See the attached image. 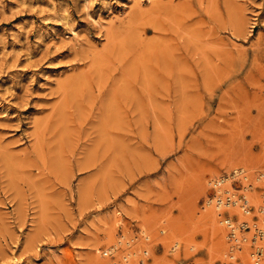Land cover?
<instances>
[{"label": "rangeland", "instance_id": "rangeland-1", "mask_svg": "<svg viewBox=\"0 0 264 264\" xmlns=\"http://www.w3.org/2000/svg\"><path fill=\"white\" fill-rule=\"evenodd\" d=\"M263 152L264 0H0V264H264Z\"/></svg>", "mask_w": 264, "mask_h": 264}, {"label": "bare ground", "instance_id": "bare-ground-1", "mask_svg": "<svg viewBox=\"0 0 264 264\" xmlns=\"http://www.w3.org/2000/svg\"><path fill=\"white\" fill-rule=\"evenodd\" d=\"M88 1V0H87ZM150 1H152V0H150ZM154 1V0H153ZM146 3V2H145ZM151 3V2H150ZM150 3H148V4H150ZM152 4H153V2H152ZM97 20H99V19H97ZM97 25V24H96ZM99 25H101L100 23H99ZM98 25V26H99ZM104 25V24H103ZM102 26V25H101ZM73 31H75V30H73ZM74 33V32H73ZM69 34V33H68ZM67 34V35H68ZM76 35V34H75ZM70 36V35H69ZM68 36V37H69ZM74 36V35H73ZM72 36V37H73ZM54 37V36H53ZM258 157V156H257ZM261 160H264V152H263V154H262V156H261ZM230 164V163H229ZM235 165V164H234ZM228 167V166H227ZM221 168V167H220ZM219 168V170H221ZM226 168V167H225ZM242 171V170H241ZM247 174V173H246ZM263 174V173H262ZM246 176V175H245ZM223 179V178H222ZM222 179H219V180H217L216 182V184H222V185H217V188H216V195L218 196V197H220V201L219 202H221V201H223V195H224V193L226 192L225 191V189L227 188V186L229 187V188H233L232 186H231V184H232V182L230 181V179H231V177H229V180H227L228 182H226V183H223L222 182ZM207 181V180H206ZM202 183V182H201ZM233 185V184H232ZM252 185V184H251ZM260 189H262V188H260ZM249 190V189H248ZM263 190V189H262ZM253 191V190H252ZM236 193V192H235ZM242 194H243V192H242ZM245 194V193H244ZM243 194V195H244ZM249 193H247V195H248ZM262 194V193H261ZM240 195V194H239ZM249 196H250V199L251 200H253V202H254V205L255 206H257V207H259L260 206V194L258 193V192H255V193H251V194H249ZM219 199V198H218ZM237 199V198H236ZM263 199V198H262ZM227 205V204H226ZM210 207L211 208H209V209H207V212H205V214L207 213V215L206 216H208V218L210 219V221L212 220V226H213V228H215V231H216V233H221V232H224L225 231V227L224 226H222L220 223H219V221H218V211L216 210V207L212 204V199H210ZM234 207V206H233ZM236 210H239V212L238 213H240V215L241 216H245V217H247L246 216V214L243 212V210L242 209H238V208H240L239 206H235L234 207ZM233 209V208H232ZM259 209H260V207H259ZM225 210V209H224ZM252 211V210H251ZM260 213V212H259ZM204 214V215H205ZM209 221V220H208ZM242 221H244V220H242ZM252 221V220H251ZM254 221V220H253ZM203 222V221H202ZM204 222H206V221H204ZM210 223V222H209ZM244 223H246V222H244ZM209 225V224H208ZM210 227V226H209ZM152 228H154V226H152ZM166 228V227H165ZM154 230V229H153ZM168 230V229H167ZM172 230V229H171ZM170 230V231H171ZM164 231V230H163ZM146 232V231H145ZM240 232H241V229H240ZM173 233V232H172ZM175 233V232H174ZM173 233V234H174ZM242 234V233H241ZM241 234H238V233H236V235H237V237H238V239H241V237L243 236L244 238H246L247 236H245V235H241ZM146 237V236H145ZM161 237V236H160ZM157 238V237H156ZM166 238V237H165ZM175 238V237H174ZM173 238V239H174ZM188 239V238H187ZM143 240V239H142ZM164 240V239H163ZM175 240V242H176V240H178L177 239V236H176V239H174ZM173 240V241H174ZM246 241H248V238H246L245 239ZM225 240H223V242H224ZM245 241V242H246ZM160 242V241H159ZM178 242V241H177ZM190 242V241H189ZM189 242H188V244H189ZM226 242V241H225ZM223 243V244H221V248L223 249V253L222 254H224V251L225 250H227V248H228V245L226 244V243ZM241 242V241H240ZM131 243V242H130ZM183 243V242H182ZM246 243H249V241L248 242H246ZM246 243H244V244H246ZM124 244V243H123ZM122 244V245H123ZM170 244H171V242H170ZM173 244V243H172ZM179 244V243H178ZM192 244V243H191ZM117 245V244H116ZM115 245V246H116ZM177 245V244H176ZM237 245V244H236ZM243 244H241L239 247H241ZM118 246V245H117ZM262 246H263V248H264V243L262 242ZM174 247H176V246H174ZM183 247V246H182ZM186 247V246H185ZM132 248V247H131ZM133 248H134V246H133ZM187 248V247H186ZM189 248H190V246H189ZM128 249V248H127ZM241 249V248H240ZM228 250L229 251H232L233 253L231 254V256L232 257H235V253L237 252V249L235 248V245H229V248H228ZM134 251V250H133ZM134 253V252H133ZM211 253V252H210ZM227 253V252H226ZM252 253H254V252H251V254ZM228 254V253H227ZM250 254V253H249ZM250 259V257H249V255H247V251L246 252H244L243 253V255H242V260L243 261H248ZM138 260V259H137ZM225 263V262H224ZM264 263V262H263ZM109 264H119L118 263V261H113V262H109Z\"/></svg>", "mask_w": 264, "mask_h": 264}, {"label": "built area", "instance_id": "built-area-1", "mask_svg": "<svg viewBox=\"0 0 264 264\" xmlns=\"http://www.w3.org/2000/svg\"><path fill=\"white\" fill-rule=\"evenodd\" d=\"M223 181H224V179H222V182ZM241 200H242L241 206L243 207L244 211L245 212H249L250 208H249V205H248V200L247 199L243 200V198ZM237 202H238V199H235L233 195H229V196L226 197L225 200L221 201V203H224L225 205L227 204V206L236 204ZM224 222L227 223L230 226L232 224V220H231L230 217H226L224 219ZM246 225H248V224H246ZM253 227L256 230V233H255L254 237L255 238H257V237L264 238V230L262 228L258 227L256 223L253 224ZM232 228H233V231L231 232L232 237L235 238V240H239L237 235H236V231H235L233 226H232ZM262 255H263V250L259 249L257 251V258L255 259V263L254 264H262Z\"/></svg>", "mask_w": 264, "mask_h": 264}]
</instances>
